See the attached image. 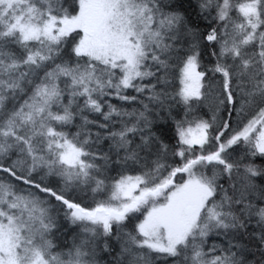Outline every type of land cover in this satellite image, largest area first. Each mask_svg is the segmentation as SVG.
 Returning <instances> with one entry per match:
<instances>
[{
	"label": "snow or ice",
	"instance_id": "obj_1",
	"mask_svg": "<svg viewBox=\"0 0 264 264\" xmlns=\"http://www.w3.org/2000/svg\"><path fill=\"white\" fill-rule=\"evenodd\" d=\"M0 264H264V0H0Z\"/></svg>",
	"mask_w": 264,
	"mask_h": 264
}]
</instances>
